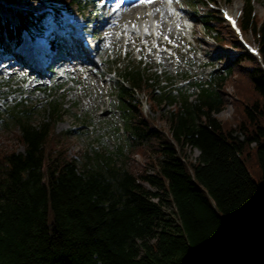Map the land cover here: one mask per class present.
Masks as SVG:
<instances>
[{
  "label": "trees",
  "instance_id": "obj_1",
  "mask_svg": "<svg viewBox=\"0 0 264 264\" xmlns=\"http://www.w3.org/2000/svg\"><path fill=\"white\" fill-rule=\"evenodd\" d=\"M253 6L242 0L237 25L259 61L208 9L199 18L221 63L208 81L164 90L156 75L123 67L124 145L113 152L71 154L74 130H56L60 86L55 96L35 87L49 95L37 116L24 98L5 104L0 121L15 144L0 145V264H264V15ZM94 9L92 0H0V54L23 35L58 49L48 23L62 30L65 13ZM227 104L229 116L217 117Z\"/></svg>",
  "mask_w": 264,
  "mask_h": 264
},
{
  "label": "rangeland",
  "instance_id": "obj_2",
  "mask_svg": "<svg viewBox=\"0 0 264 264\" xmlns=\"http://www.w3.org/2000/svg\"><path fill=\"white\" fill-rule=\"evenodd\" d=\"M92 1L95 3V9L92 10L94 14L91 13L89 16H85L81 15L78 10H72L71 15L78 20V25L87 23L85 26L86 36L90 38L93 35V42L97 45V57L93 62L68 67L66 65L60 66L63 61L60 57L61 59H56L55 63L52 62L53 69L51 71H47L45 68L41 71L37 70L33 62L34 57L38 58L44 65L48 54L53 57L55 52L50 51L46 42H43L41 38L37 39L39 42L37 46L31 45L33 42L26 35H23L18 46L13 45L10 41H5V46L12 53L0 54V80L2 79L0 86L11 83L14 87L18 85L20 88L15 91L7 90V85L0 88V110L5 104H11L19 98H24L27 103L34 105L37 116L46 107V99L49 96L47 92L39 91V87L48 85L51 87L49 93L54 94V88L60 86L59 88L56 87L55 94L57 99L61 101L64 111L61 119L56 123V130H74L70 138V152L72 155L83 150L94 152L103 149L106 153L113 152L118 144L124 143V135L121 131L122 120L117 107L118 96L116 95L117 86L121 80L118 73L121 72L124 66H138L145 70L147 74L156 75L164 90H173L176 88L175 86L186 82L187 78L191 82L198 81L202 83L208 81L210 72L221 68V63L218 60L209 58V32L201 23L199 16L203 15L208 9H214L219 13L218 9L223 8L229 12L237 4L235 12L230 14L238 17L242 3V0H230V2L228 0H192L189 3L184 0H172V2L171 0H161L162 5L170 10L171 17L178 15L179 18L181 17L180 20L187 25V29H193L194 32L191 36L188 32L185 33L177 42L168 40L169 44L166 46L156 44L157 38H153L155 33L152 32L151 35L147 32L148 37L150 36L149 44L153 46L150 50L145 40L134 37L136 36L134 30L133 32H130L129 29L126 31L128 35L134 37L133 39L114 40V37L106 38L110 32L108 33L106 29H103V26L111 5L105 4V0ZM141 1L134 0L133 2L140 3ZM175 4L186 11L187 18L178 13L174 8L176 7ZM253 5L254 11L259 16H263L264 0H253ZM144 11L143 9L141 12L142 16ZM146 11L148 13L152 9ZM120 18L119 16L115 17V20L113 19L111 23L117 22L122 26L132 23L129 19ZM146 19V17H139L136 21L141 23ZM151 20L152 16H149L148 23ZM190 25L191 28H188ZM59 36L64 39V31L59 32ZM243 36L248 42L255 44L249 33H244ZM45 39H47L46 36ZM127 43H131L130 48H127ZM35 47H38L36 53L33 51ZM161 49L171 51L178 58H157L155 54ZM146 52L150 53L148 59L145 58ZM65 55L68 56V53L66 52ZM68 59L66 62L76 60L70 58V56ZM10 75L15 77L10 78ZM21 76H24V81L18 79ZM36 86L38 89L35 88ZM191 89L194 90V87ZM230 90L231 88L227 89V91ZM136 96L142 109L148 112L149 108L145 95L136 93ZM168 107L170 105L166 103V108ZM231 110V105L227 104L226 108L217 114V117L225 118L229 116ZM157 124L163 125L159 122ZM11 130H13L11 126L0 121V145L8 142L14 146L13 139L8 141L5 137L11 134ZM15 146L20 149L19 146ZM188 153H191L193 157L197 155L196 150H188ZM134 159L136 163L141 161L139 156H135Z\"/></svg>",
  "mask_w": 264,
  "mask_h": 264
},
{
  "label": "bare ground",
  "instance_id": "obj_3",
  "mask_svg": "<svg viewBox=\"0 0 264 264\" xmlns=\"http://www.w3.org/2000/svg\"><path fill=\"white\" fill-rule=\"evenodd\" d=\"M134 0H105V4L111 5L109 8V11L106 16V22L103 26V29H106L108 31V36L106 38L114 37V40H120V39H133L134 37L141 38L147 42L149 45V49H152V45L149 44L150 40L148 37V33L152 35V32H155L157 34V43L163 46L168 45L169 41H179L181 37L185 35V33L188 32L190 36L193 34V29L188 30L187 25H185L178 15H174L171 17L170 10H168L164 5H162L161 0H142L140 3L133 2ZM172 2V0H171ZM176 7H174L176 10H178V13H182V16L185 18L187 13L184 9H182L178 4H175ZM234 6L237 7V4ZM116 8L115 10H112L113 8ZM236 7H233L232 10L229 11V13L235 12ZM112 8V9H111ZM152 9V11L148 12L146 10ZM239 8V7H238ZM237 8V9H238ZM144 11V15H141V12ZM121 17L131 20V24L127 25H120L117 22H114V24L111 23V21L115 17ZM149 16H152V20L150 23ZM141 17H146L147 19L144 22H137L136 19ZM166 17H168L166 19ZM120 18V19H121ZM125 19V20H126ZM78 21V20H77ZM76 21V22H77ZM149 27L151 28L150 30ZM188 28H191V25L188 26ZM127 29H137L136 36L131 37L126 33ZM148 32V33H147ZM105 33V32H104ZM164 37V38H163ZM153 40V38H151ZM127 48L131 47V43H127ZM81 48V47H80ZM33 49V48H31ZM82 49V48H81ZM30 50V49H29ZM76 51H71L70 58H73V53ZM78 52V51H77ZM25 54V53H24ZM156 57L159 59H176L178 58L177 55L171 53V51H167L164 49H161L156 52ZM34 57V56H33ZM145 58H150V53L146 52ZM38 59V58H36ZM74 59V58H73Z\"/></svg>",
  "mask_w": 264,
  "mask_h": 264
}]
</instances>
